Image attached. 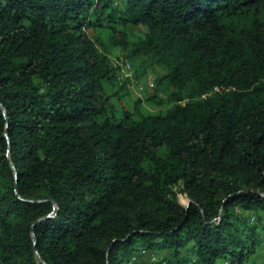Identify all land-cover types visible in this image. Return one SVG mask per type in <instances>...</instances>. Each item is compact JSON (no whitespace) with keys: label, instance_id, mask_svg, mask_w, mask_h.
Segmentation results:
<instances>
[{"label":"trees","instance_id":"obj_1","mask_svg":"<svg viewBox=\"0 0 264 264\" xmlns=\"http://www.w3.org/2000/svg\"><path fill=\"white\" fill-rule=\"evenodd\" d=\"M262 248L264 0H0V264Z\"/></svg>","mask_w":264,"mask_h":264},{"label":"rangeland","instance_id":"obj_2","mask_svg":"<svg viewBox=\"0 0 264 264\" xmlns=\"http://www.w3.org/2000/svg\"><path fill=\"white\" fill-rule=\"evenodd\" d=\"M141 82L140 83L142 85H145V83H146L147 85H152L153 86L154 85V75H151L150 78H148L145 82L144 81H141ZM138 84L139 83H137L135 81L129 86V89H130V98L129 99L130 100H132V101L137 100V99L144 100L143 101L144 107L151 113H155V112H158L160 110H164L165 109V108H160L159 106H157L154 103H147L146 100H145L146 96L144 94L145 91L147 90V88L141 92L140 87H139ZM174 191L177 194V198L179 200V203L182 206H184V207L188 206L190 201H189L188 197L181 192V187L175 188ZM165 256H166L165 252H163V253H154V254L147 253V254H144V256L138 258L137 262L138 263H142V262L149 263V262H152L154 260L162 259ZM263 256H264V249L262 248V249L259 250L258 258L263 257ZM135 261L136 260H134V262Z\"/></svg>","mask_w":264,"mask_h":264},{"label":"built area","instance_id":"obj_3","mask_svg":"<svg viewBox=\"0 0 264 264\" xmlns=\"http://www.w3.org/2000/svg\"><path fill=\"white\" fill-rule=\"evenodd\" d=\"M115 66L119 68L118 78L120 81L132 77V67L130 64L122 62L121 60H115ZM141 83L138 84L141 92L145 89L146 86H151V87L154 86V85L153 86L147 85L146 83H145V85H142Z\"/></svg>","mask_w":264,"mask_h":264},{"label":"water","instance_id":"obj_4","mask_svg":"<svg viewBox=\"0 0 264 264\" xmlns=\"http://www.w3.org/2000/svg\"><path fill=\"white\" fill-rule=\"evenodd\" d=\"M189 205V204H188Z\"/></svg>","mask_w":264,"mask_h":264}]
</instances>
